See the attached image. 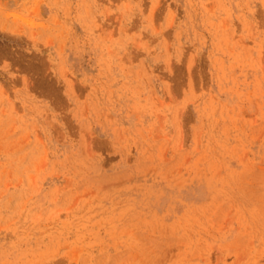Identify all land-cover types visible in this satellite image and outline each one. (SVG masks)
Returning a JSON list of instances; mask_svg holds the SVG:
<instances>
[{"label":"rangeland","instance_id":"obj_1","mask_svg":"<svg viewBox=\"0 0 264 264\" xmlns=\"http://www.w3.org/2000/svg\"><path fill=\"white\" fill-rule=\"evenodd\" d=\"M0 264H264V0H0Z\"/></svg>","mask_w":264,"mask_h":264}]
</instances>
